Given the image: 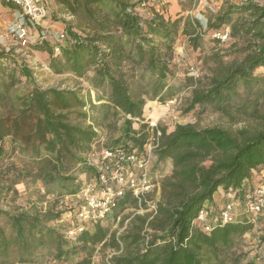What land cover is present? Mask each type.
Listing matches in <instances>:
<instances>
[{
  "label": "trees",
  "instance_id": "trees-1",
  "mask_svg": "<svg viewBox=\"0 0 264 264\" xmlns=\"http://www.w3.org/2000/svg\"><path fill=\"white\" fill-rule=\"evenodd\" d=\"M54 2L69 18L62 20L65 39L42 38L31 48L46 56L53 74L86 78L101 95L100 104L81 89L39 87L24 60L0 51V162L18 154L24 163L1 191L9 194L21 181L41 187L38 202L13 212L0 209V264H39L49 254L58 260L75 257L76 248L48 224L62 216L63 200L86 189L82 176L99 178L88 159L93 146L143 152L151 142L158 162L172 159L174 170L162 183L158 216L149 224L155 235L145 252L121 258V264H225L220 254L252 228V214H236L225 225L220 214L211 215L220 226L208 235L193 222L220 189L229 195L227 204L244 203L264 170V74H256L264 69L263 0L228 3L206 28L195 17L168 16L166 7L157 8L154 1L144 7L142 0ZM226 29L229 46L224 49L212 36ZM181 37L193 51L208 48L203 63L209 72L199 78L186 75L176 87L169 81ZM23 79L30 88H20ZM183 89L189 90L185 113L210 109L252 124L236 131L176 125L160 129L157 139L144 122L145 110L173 100ZM130 201L134 198L127 192L107 220L115 223ZM42 203L49 205L44 209ZM108 233L109 227L96 223L77 240H101ZM135 238L139 242L140 236Z\"/></svg>",
  "mask_w": 264,
  "mask_h": 264
},
{
  "label": "rangeland",
  "instance_id": "rangeland-1",
  "mask_svg": "<svg viewBox=\"0 0 264 264\" xmlns=\"http://www.w3.org/2000/svg\"><path fill=\"white\" fill-rule=\"evenodd\" d=\"M154 1L153 3L160 7H167L165 2ZM241 0H179L180 5L183 4V10L186 8L190 11L184 16L195 17L201 21L204 28L208 19L215 17L219 11L228 3L240 4ZM182 2V3H181ZM264 2V0H263ZM44 7L46 9V17L41 20L40 25L35 29L29 31L28 42L23 45L16 35L8 34L5 37V45L0 46V51H12L17 54L27 64L28 68L34 72V83L43 89H61V90H75L81 89L82 95L87 96L90 92L91 100L94 104L99 105L101 95L92 90L86 78L79 79L71 74L55 75L47 67V58L45 55L32 50L31 45L38 43L39 40L47 39L58 42L59 35L62 34L63 26L62 20L69 19L62 10L55 5L54 0H44ZM9 7L0 4V33L6 31V27L18 21L15 14L6 15ZM201 16L204 17L202 19ZM37 31V32H35ZM40 34V35H39ZM213 37V36H212ZM228 44H220V47L227 49ZM208 49V48H207ZM193 51L188 48L186 38L181 37L175 46L174 64V77L169 81L170 84L179 85L186 75L195 78L204 77L208 67L203 63L204 58L208 57V51ZM257 75H263L264 69H259ZM21 89L30 88V84L23 79L20 86ZM189 97V90L183 89L181 93L173 100L165 103H154L151 107L145 110V124L156 122L160 129H167L170 131L176 125H191L197 129L206 128H221L230 131H236L241 128L249 127L252 124L251 120L237 119L236 121L225 117L212 110H201L196 108L191 113H185L187 103L185 99ZM97 148V147H96ZM24 165L22 159L18 154H15L10 159L0 162V209L6 211H14L21 207H27L32 203H36L40 198V185H32L30 182L21 181L14 185L15 190L9 194H5L3 187H6L9 182L8 179L14 176V168L19 170ZM174 165L173 160L169 159L166 162L159 163L157 158L153 155L149 166V185L148 190H144L138 195L133 191L131 192L134 201H130L127 208L118 217L115 223L111 224L109 219L103 221V227H109V233L105 239H93L88 242L77 240L78 235L81 233L76 232L70 235L69 232L76 229L78 221L75 218V211L80 203L83 201L81 196L79 199L67 198L63 200L59 207L62 216L59 220L48 224L49 227L56 229L70 245L74 246L77 251L75 257L69 256L67 260H58L50 254L42 263L39 264H121V258H128L136 256L138 253L146 249L149 241L152 240V235L155 232L149 228V224L158 216V206L162 201L163 194V181L170 178L173 174ZM133 171V170H131ZM86 182V185L98 191L99 184L95 178H81ZM254 189L264 187V170L259 177L253 182ZM126 192V193H127ZM224 199L227 194L223 193ZM48 201H53L52 198H47ZM210 203V202H209ZM206 203L203 207L207 209L209 218L214 214L219 215L224 206L222 204L210 205ZM49 204L42 203V207L46 209ZM236 214L242 215L245 213L244 203H236ZM222 206V207H221ZM252 228L247 230L243 235L234 240V245L229 249L222 252L225 255V264H233L231 258H239L238 264H247L254 259L256 264H264V211L262 214H252L251 216ZM144 220V221H143ZM211 223L210 231H206L202 225L203 232L211 234L216 227H219L214 220H209ZM92 231L93 225L86 224L84 229ZM82 231V232H83ZM158 234H160L158 232ZM135 236H140L139 242ZM85 247V248H84ZM145 252V251H144ZM221 253V252H220ZM53 255V254H52ZM253 257V258H252ZM230 259V260H229Z\"/></svg>",
  "mask_w": 264,
  "mask_h": 264
},
{
  "label": "built area",
  "instance_id": "built-area-1",
  "mask_svg": "<svg viewBox=\"0 0 264 264\" xmlns=\"http://www.w3.org/2000/svg\"><path fill=\"white\" fill-rule=\"evenodd\" d=\"M4 1L14 4L20 9L23 23L14 34L23 45H26L30 29H35L36 26L40 25L41 20L46 17L44 0ZM149 1L162 0H142L143 7L149 4ZM248 1L241 0L240 4H246ZM213 37L225 44L229 41V29L222 33H215ZM59 39H65L63 33L59 35ZM55 52L59 53V49L56 48ZM149 126L158 139L161 136V131L157 123L151 122ZM155 148L156 145L152 142L145 146L143 152H138L133 148L117 151L97 150L96 146H93V153L89 155L88 159L99 172V178L97 179L99 188L98 191H95L94 188L88 185L81 195L75 197V199H79L82 196L83 201L75 211V218L79 223L76 229L69 232L70 235L82 232L86 224L93 225L105 221L112 208L125 196L127 191H133L138 195L144 190H148L150 187L149 166ZM236 206V203H228L222 209L220 218L223 225L232 221V218L236 215ZM244 207L246 212L251 214H262L264 211V187H260V189L247 195ZM207 209L201 208L195 222L202 225L206 231H210L211 223L209 222Z\"/></svg>",
  "mask_w": 264,
  "mask_h": 264
},
{
  "label": "crops",
  "instance_id": "crops-1",
  "mask_svg": "<svg viewBox=\"0 0 264 264\" xmlns=\"http://www.w3.org/2000/svg\"><path fill=\"white\" fill-rule=\"evenodd\" d=\"M181 1H183V0H181ZM4 0H0V4L1 5H4V6H6L5 4H4ZM166 2V4H167V7H166V11H167V15L168 16H170V17H172V18H176V17H178V16H184V14H189L190 13V11L188 10V8H186V11H184L183 10V4H182V6L180 5V3H179V0H166L165 1ZM182 3V2H181ZM14 5V4H13ZM6 7H8V6H6ZM10 8V7H9ZM10 14H15L16 15V17H17V19H18V21L17 22H15V23H13V24H11V25H9L8 27H6V31H4L3 33H0V46L2 47V46H4L5 45V37L8 35V34H14L15 33V31L17 30V28L18 27H20L21 25H22V23H23V21H22V16H21V13H20V9L19 8H17L16 10H13V9H9V11H7L6 12V15H10ZM0 15H2V13L0 12ZM200 17L202 18V19H204V17L203 16H201L200 15ZM198 18V17H197ZM32 31H31V29H30V33H31ZM35 32H37V31H35ZM33 33V32H32ZM31 33V34H32ZM15 35V34H14ZM40 35V34H39ZM263 172V171H262ZM223 193H224V191L222 190V189H220L219 190V192L214 196V198H213V200L209 203L210 205H213V204H215V202L216 203H218V204H222V206H224L225 205V203L228 201V197H229V195L228 196H226L225 197V199H224V197L223 196H225V195H223ZM72 199V198H71ZM221 206V207H222Z\"/></svg>",
  "mask_w": 264,
  "mask_h": 264
}]
</instances>
